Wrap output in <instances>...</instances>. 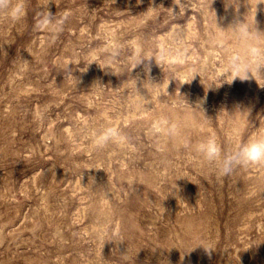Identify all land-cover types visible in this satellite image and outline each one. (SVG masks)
<instances>
[{
    "label": "rangeland",
    "instance_id": "374dc122",
    "mask_svg": "<svg viewBox=\"0 0 264 264\" xmlns=\"http://www.w3.org/2000/svg\"><path fill=\"white\" fill-rule=\"evenodd\" d=\"M262 133L264 0H0V264H264V163L196 151Z\"/></svg>",
    "mask_w": 264,
    "mask_h": 264
},
{
    "label": "clouds",
    "instance_id": "9594fccd",
    "mask_svg": "<svg viewBox=\"0 0 264 264\" xmlns=\"http://www.w3.org/2000/svg\"><path fill=\"white\" fill-rule=\"evenodd\" d=\"M230 28L238 36H243L248 30L246 22H237ZM196 151L207 164L214 167L219 179L222 176L231 174L237 167H248L264 163V133L237 145L231 153H222L213 140H207L197 145ZM198 246L208 249L203 244Z\"/></svg>",
    "mask_w": 264,
    "mask_h": 264
}]
</instances>
